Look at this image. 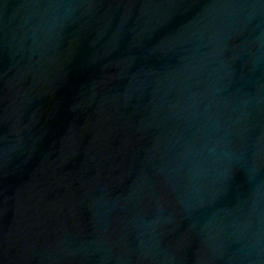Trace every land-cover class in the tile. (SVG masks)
<instances>
[{"label": "water", "instance_id": "obj_1", "mask_svg": "<svg viewBox=\"0 0 264 264\" xmlns=\"http://www.w3.org/2000/svg\"><path fill=\"white\" fill-rule=\"evenodd\" d=\"M0 264H264V0H0Z\"/></svg>", "mask_w": 264, "mask_h": 264}]
</instances>
